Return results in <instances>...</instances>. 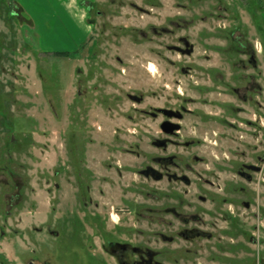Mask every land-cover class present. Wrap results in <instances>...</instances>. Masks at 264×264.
I'll return each instance as SVG.
<instances>
[{
  "label": "rangeland",
  "instance_id": "374dc122",
  "mask_svg": "<svg viewBox=\"0 0 264 264\" xmlns=\"http://www.w3.org/2000/svg\"><path fill=\"white\" fill-rule=\"evenodd\" d=\"M114 243L264 264V0H0V264Z\"/></svg>",
  "mask_w": 264,
  "mask_h": 264
},
{
  "label": "flooded vegetation",
  "instance_id": "af4514ba",
  "mask_svg": "<svg viewBox=\"0 0 264 264\" xmlns=\"http://www.w3.org/2000/svg\"><path fill=\"white\" fill-rule=\"evenodd\" d=\"M163 114L170 117V118H179L180 116L175 113L174 111H171V110H165L163 111ZM166 124V127H171L172 125L171 124H174L172 122H165L163 123V125ZM163 125H162V129H163ZM176 126V124H174ZM177 129L173 130L172 132H166V133H173L175 132ZM164 131V129H163ZM148 174L152 173V175H154L155 177H157L158 179L161 178V176L155 171V170H148L147 171ZM184 181L188 182L189 179L187 177H183L182 178ZM130 249V246H128L127 244H124V243H114L111 245V252L116 255V257L118 258L120 264H142L141 262H137V261H128L127 259H125V257H122L125 252H127L128 250ZM120 251H123V255H120L118 254V252Z\"/></svg>",
  "mask_w": 264,
  "mask_h": 264
},
{
  "label": "water",
  "instance_id": "95a60500",
  "mask_svg": "<svg viewBox=\"0 0 264 264\" xmlns=\"http://www.w3.org/2000/svg\"><path fill=\"white\" fill-rule=\"evenodd\" d=\"M172 126L171 127H166V124L163 125V129L164 131L166 132H172L173 130L177 129L178 127L175 126L174 124H171ZM148 174V173H147Z\"/></svg>",
  "mask_w": 264,
  "mask_h": 264
},
{
  "label": "crops",
  "instance_id": "0c3cea01",
  "mask_svg": "<svg viewBox=\"0 0 264 264\" xmlns=\"http://www.w3.org/2000/svg\"><path fill=\"white\" fill-rule=\"evenodd\" d=\"M75 1H77V0H68V6L72 7V5H74ZM83 20L85 22V19H83Z\"/></svg>",
  "mask_w": 264,
  "mask_h": 264
},
{
  "label": "trees",
  "instance_id": "16d2710c",
  "mask_svg": "<svg viewBox=\"0 0 264 264\" xmlns=\"http://www.w3.org/2000/svg\"><path fill=\"white\" fill-rule=\"evenodd\" d=\"M60 54H68L67 52H60Z\"/></svg>",
  "mask_w": 264,
  "mask_h": 264
}]
</instances>
